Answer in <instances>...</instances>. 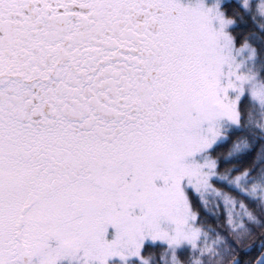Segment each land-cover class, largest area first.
Returning a JSON list of instances; mask_svg holds the SVG:
<instances>
[{
    "label": "snow or ice",
    "instance_id": "6c2138e0",
    "mask_svg": "<svg viewBox=\"0 0 264 264\" xmlns=\"http://www.w3.org/2000/svg\"><path fill=\"white\" fill-rule=\"evenodd\" d=\"M110 261L264 264V0H0V264Z\"/></svg>",
    "mask_w": 264,
    "mask_h": 264
},
{
    "label": "trees",
    "instance_id": "16d2710c",
    "mask_svg": "<svg viewBox=\"0 0 264 264\" xmlns=\"http://www.w3.org/2000/svg\"><path fill=\"white\" fill-rule=\"evenodd\" d=\"M225 2L228 4H234L236 0H225ZM240 27H243V25H240Z\"/></svg>",
    "mask_w": 264,
    "mask_h": 264
},
{
    "label": "rangeland",
    "instance_id": "374dc122",
    "mask_svg": "<svg viewBox=\"0 0 264 264\" xmlns=\"http://www.w3.org/2000/svg\"><path fill=\"white\" fill-rule=\"evenodd\" d=\"M112 231H113V230L110 229V235H111V232H112ZM110 264H111V261H110Z\"/></svg>",
    "mask_w": 264,
    "mask_h": 264
}]
</instances>
